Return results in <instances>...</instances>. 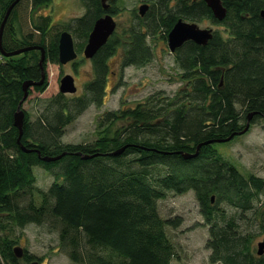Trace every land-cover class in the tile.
Wrapping results in <instances>:
<instances>
[{
  "label": "trees",
  "instance_id": "1",
  "mask_svg": "<svg viewBox=\"0 0 264 264\" xmlns=\"http://www.w3.org/2000/svg\"><path fill=\"white\" fill-rule=\"evenodd\" d=\"M13 1L0 0V24ZM50 1L17 0L2 35L6 52L44 47L45 69L49 61L60 63V32L69 28L49 26V20L29 21L31 12ZM83 1L88 10L76 25H70L84 38L78 44L80 50L98 17L106 11L115 16L120 13L117 0H111L107 10L101 0ZM145 2L149 3L145 15L133 9L130 21L118 22L92 57L94 76L85 82L82 94L66 99V93L60 92L35 123L25 112L19 141L14 113L24 94L23 82L41 78V49L2 55L0 228L10 229L14 224L22 228L49 219L59 232L60 245L76 263L171 264L176 249L167 227L179 226L182 219L163 217L158 202L171 191L193 190L209 226L210 262L264 264V254L254 251L256 233L241 228L234 216H225L223 222L217 218L223 212L222 202L252 210L253 200L264 195V178L244 174L217 150L218 141L207 142L243 129L250 113L251 124L264 119V0H223L227 8L223 20L214 16L205 0ZM181 17L208 19L222 28L214 29L207 44L189 40L174 52L184 81L176 93L163 96L159 91L135 106L107 111L98 121V137L92 143L62 142L67 124L90 105L104 103L110 59L119 54L121 68L145 65L155 56L148 38L164 29L161 36L167 39ZM47 85L46 76L34 88L45 90ZM200 143L195 156L184 157V153H195ZM61 153L54 161L41 158ZM38 165L55 177L47 189L36 185L33 167ZM257 216L264 231V210ZM17 243V238L0 235V264H22L14 253ZM24 251V260L40 261L27 248Z\"/></svg>",
  "mask_w": 264,
  "mask_h": 264
},
{
  "label": "rangeland",
  "instance_id": "2",
  "mask_svg": "<svg viewBox=\"0 0 264 264\" xmlns=\"http://www.w3.org/2000/svg\"><path fill=\"white\" fill-rule=\"evenodd\" d=\"M143 2L145 1L117 0L115 3L120 10L119 15L115 16L117 22L125 25L133 17V9H137L138 12L139 6ZM87 10L83 0H51L47 5L36 8L28 15L29 21L33 24L49 20V26H69L67 29L73 34L78 52V56L74 60L65 64L52 61L47 63L48 85L45 90L31 87L22 108L30 116L32 123H35L37 118L46 112L50 101L61 92L60 80L65 74H72L77 85V90L74 93L65 94L66 99H73L81 95L85 82L94 76L92 58H86L83 53L87 41L80 50L78 44L84 38H81L72 27L70 28V25H76L77 19L82 17ZM196 22L201 27L222 28L221 25L213 24L208 19ZM164 32L165 30L162 29V32L156 37L148 38L155 56L145 65H130L121 68L119 54L110 59L111 68L107 77V93L104 103L101 106L90 105L82 114L67 124L61 138L62 142L92 143L98 137V121L107 111L117 110L122 106H135L149 95L159 91L164 93V95L161 94L163 96H173L176 93L184 81L180 77L181 69L175 60V53L170 50L167 39L161 36ZM18 36H20L19 31ZM2 55L0 54V60L7 57V55H3V57ZM74 62L77 65H74ZM214 146L244 174L253 173L264 178L263 118L251 124L246 132L236 135L233 139L217 142ZM33 169L37 179L36 185L47 189L55 178L53 173L39 165L34 166ZM36 200L39 202L38 195ZM253 202L254 208L250 211H242L222 202L219 207L220 212L222 210L223 212L219 213L217 218L223 222L225 216H234L241 228L256 233L254 251L257 255L258 242L264 239V231L260 229V218L257 216L260 210H264V195L260 194ZM158 206L163 217H180L182 219L179 226L167 227V232L176 249V256L172 259L171 264H219L209 260L210 250L206 247L209 226L200 212L193 190L181 194L171 191L165 198L159 200ZM51 223V220L48 219L43 224L29 223L22 228L14 224L10 229L8 227L6 230L0 228V235L8 234L17 238L16 245L22 246L23 249L27 248L30 253L40 257V264H80L72 261L60 245L59 232ZM83 241L85 243L84 238ZM20 261L21 263L29 262L23 257L20 258Z\"/></svg>",
  "mask_w": 264,
  "mask_h": 264
},
{
  "label": "water",
  "instance_id": "3",
  "mask_svg": "<svg viewBox=\"0 0 264 264\" xmlns=\"http://www.w3.org/2000/svg\"><path fill=\"white\" fill-rule=\"evenodd\" d=\"M109 0H101L102 5L104 8H108L109 6ZM17 0L13 1L2 21L0 24V52L3 55H15L19 54L24 51H28L31 49L39 48L41 49V59L39 61L40 66L42 68L41 72V78L38 80L35 79H26L23 82V97L20 100L18 107L14 113V125L18 127L19 129V138L18 141L20 140V136L23 133L24 129V122H25V111L22 108V105L24 101L27 99L29 95V89L31 87H34L36 85H42L45 80H46V69L44 67V61L46 58V53H45V48L42 46H27L21 49H17L14 51L6 52L2 48V35L4 31V27L6 24V21L10 15V12L15 5ZM207 5L211 8L214 16L218 20H223L224 17L226 16L227 13V8L223 4V0H205ZM149 8V4L147 2L142 3L139 6V14L140 15H145L146 11ZM261 15L264 16V9L261 11ZM117 27V20L114 18V16L111 13H105L104 15L98 17L94 25L89 33L87 42L84 46L83 53L84 56L87 58H92L97 51L108 41V38L112 33L115 31ZM213 31L214 29L212 27H201L196 21H188L183 19L182 17L179 18L174 26L171 28V30L168 33V45L170 50L173 52L179 47H181L186 41L192 40L200 45H205L207 42L212 38L213 36ZM78 56V52L76 51L75 47V41L73 34L71 33L70 30L64 29L60 32L59 36V61L62 64H65L71 60H74ZM77 90V85L75 83V77L67 73L65 74L61 80H60V91L63 93H74ZM253 113H250L248 115V120L245 125V127L237 132H234L233 134L225 137V138H219L216 140H210L207 142H212V141H218V142H223L230 140L231 138L234 137L236 134H242L246 132L250 125H251V118H252ZM205 142V143H207ZM202 143H200L197 147V151L195 153H184V157L190 158L195 156L198 153V149ZM22 148L26 151L30 150L27 149L25 146H22ZM122 149H119L115 151V153H120ZM64 153L58 154L56 156H51V155H45L41 156V158L45 161H54L59 159ZM91 155H82L83 158H88ZM14 253L16 254L17 257L21 258L25 254L24 249L20 245L14 246ZM264 253V239L258 242V248H257V254L262 255ZM22 264H40L39 260H32L29 262H23Z\"/></svg>",
  "mask_w": 264,
  "mask_h": 264
},
{
  "label": "bare ground",
  "instance_id": "4",
  "mask_svg": "<svg viewBox=\"0 0 264 264\" xmlns=\"http://www.w3.org/2000/svg\"><path fill=\"white\" fill-rule=\"evenodd\" d=\"M108 2H109V6H108V8H109L110 5H111V0H109ZM101 3H102V2H101ZM102 6H103V5H102ZM103 8H104V7H103ZM108 8H104V9L107 10ZM107 12L110 13L109 11H106L105 13H107ZM105 13H104V14H105ZM104 14H103V15H104ZM111 14H112V13H111ZM112 15H113V14H112ZM113 16H114V18H115V15H113ZM115 19H116V18H115ZM116 28H117V27H116ZM115 30H116V29H115ZM114 32H115V31H114ZM114 32H113V33H114ZM113 33H112V34H113ZM110 37H111V35H110ZM110 37H109V38H110ZM109 38H108V40H109ZM167 41H168V34H167ZM176 50H177V49H176ZM176 50H175V51H176ZM175 51H173V52H175ZM86 58H87V57H86ZM25 114H26V113H25Z\"/></svg>",
  "mask_w": 264,
  "mask_h": 264
},
{
  "label": "flooded vegetation",
  "instance_id": "5",
  "mask_svg": "<svg viewBox=\"0 0 264 264\" xmlns=\"http://www.w3.org/2000/svg\"><path fill=\"white\" fill-rule=\"evenodd\" d=\"M142 1H145V0H142ZM144 3V2H143ZM149 4V3H148ZM118 23V22H117ZM119 62H120V60H119Z\"/></svg>",
  "mask_w": 264,
  "mask_h": 264
}]
</instances>
